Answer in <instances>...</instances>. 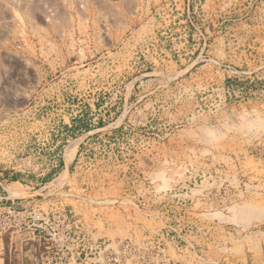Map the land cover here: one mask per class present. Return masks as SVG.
I'll list each match as a JSON object with an SVG mask.
<instances>
[{"label": "rangeland", "instance_id": "obj_1", "mask_svg": "<svg viewBox=\"0 0 264 264\" xmlns=\"http://www.w3.org/2000/svg\"><path fill=\"white\" fill-rule=\"evenodd\" d=\"M0 264H264V0H0Z\"/></svg>", "mask_w": 264, "mask_h": 264}, {"label": "bare ground", "instance_id": "obj_2", "mask_svg": "<svg viewBox=\"0 0 264 264\" xmlns=\"http://www.w3.org/2000/svg\"><path fill=\"white\" fill-rule=\"evenodd\" d=\"M10 194L12 196H17V195H21V192L16 188H10Z\"/></svg>", "mask_w": 264, "mask_h": 264}]
</instances>
